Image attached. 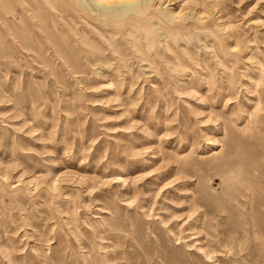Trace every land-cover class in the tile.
Masks as SVG:
<instances>
[{
  "label": "rangeland",
  "instance_id": "374dc122",
  "mask_svg": "<svg viewBox=\"0 0 264 264\" xmlns=\"http://www.w3.org/2000/svg\"><path fill=\"white\" fill-rule=\"evenodd\" d=\"M131 2L0 0V264H264V0Z\"/></svg>",
  "mask_w": 264,
  "mask_h": 264
},
{
  "label": "bare ground",
  "instance_id": "6f19581e",
  "mask_svg": "<svg viewBox=\"0 0 264 264\" xmlns=\"http://www.w3.org/2000/svg\"><path fill=\"white\" fill-rule=\"evenodd\" d=\"M44 1H49V0H44ZM96 1H97V3H100L101 5L104 6V7H101V10L96 11L95 16H97V17L103 16V17H106L108 19H112V18H114V16L116 14H124V13L130 12V11H135V12L139 11L140 12V10H142L139 2H131V0H96ZM144 2H146V1H144ZM147 2H146V4H147ZM118 3H122V4L125 3V4H124V6L122 5L121 8L120 7L118 8L115 6H113V8H110V6L112 4L114 5V4H118ZM89 4L86 1L85 2L83 1L82 7L85 10L90 12L93 10L91 8H89ZM117 10H119V11H117ZM173 18H174V16L171 15L169 21H173ZM27 40H28V38H27ZM28 45H30V44H28V42H27V49L29 48ZM260 70H261V75L264 78V68H261Z\"/></svg>",
  "mask_w": 264,
  "mask_h": 264
}]
</instances>
